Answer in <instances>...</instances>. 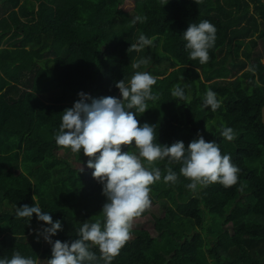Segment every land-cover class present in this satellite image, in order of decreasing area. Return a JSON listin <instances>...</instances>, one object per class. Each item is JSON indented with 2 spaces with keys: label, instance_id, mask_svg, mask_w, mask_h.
Segmentation results:
<instances>
[{
  "label": "trees",
  "instance_id": "1",
  "mask_svg": "<svg viewBox=\"0 0 264 264\" xmlns=\"http://www.w3.org/2000/svg\"><path fill=\"white\" fill-rule=\"evenodd\" d=\"M137 15L146 22L133 24ZM202 20L217 29L205 64L189 59L183 39ZM141 34L153 44L128 51ZM262 40V0H0V258H51L52 245L36 236L49 225L15 215L24 204L61 222L53 241L71 242L83 223L102 220L106 197L88 158L59 147L55 135L78 93L121 98L115 84L150 68L159 99L136 113L140 125L155 126L161 145L187 147L200 135L215 141L239 168L238 181L192 192L180 165L157 162L161 180L150 194L163 214L148 209L135 219L151 218L154 234L132 228L111 264H264ZM141 58L148 64L133 69ZM176 85L188 101L171 95ZM209 89L221 103L216 111L202 107ZM222 126L234 140L221 136ZM167 167L177 173L174 184L163 180Z\"/></svg>",
  "mask_w": 264,
  "mask_h": 264
},
{
  "label": "clouds",
  "instance_id": "2",
  "mask_svg": "<svg viewBox=\"0 0 264 264\" xmlns=\"http://www.w3.org/2000/svg\"><path fill=\"white\" fill-rule=\"evenodd\" d=\"M168 2L160 0L163 6ZM146 19L137 15L131 22L143 23ZM216 31L208 20L189 24L183 34L189 59H198L200 64L209 61V49L215 44ZM152 44V39L141 34L138 43L132 44L128 51H140ZM149 59L141 58L131 66L139 69L148 64ZM156 82L157 78L148 71H135L127 83L121 80L115 84L121 98H92L80 92L73 107L64 110L55 142L74 154L83 152L88 158L87 167L94 169L93 178L102 185L106 202L100 213L102 220L83 223L78 230V238L71 242L51 239L63 230L62 224L59 220L53 222L52 216L42 212L38 205L24 204L16 208L17 218L31 220L35 214L38 221L49 225L36 230L37 240L42 236L52 245L47 264H99L100 261L111 264L132 238L135 219L151 207L150 186L161 180V171L155 166L157 162L180 165V175L190 181L185 187L192 192L216 183L225 188L237 183L239 168L231 162L229 154H221L215 141L206 142L200 135L187 147L182 141L170 146L161 145L155 142V126L147 122L140 125L136 113L143 114L148 110L146 101L159 99L158 95L152 93ZM171 95L186 101L190 99L180 85L174 86ZM202 107H210L212 111L221 107L216 93L211 89L206 91ZM221 136L228 141L235 139L234 130L230 127L222 126ZM125 148L129 150L124 151ZM83 170L80 167V172ZM177 179V173L167 167L164 182L174 184ZM93 247L99 249V256L91 250ZM0 264H37V261L14 252L11 258H0Z\"/></svg>",
  "mask_w": 264,
  "mask_h": 264
},
{
  "label": "rangeland",
  "instance_id": "3",
  "mask_svg": "<svg viewBox=\"0 0 264 264\" xmlns=\"http://www.w3.org/2000/svg\"><path fill=\"white\" fill-rule=\"evenodd\" d=\"M133 5H127L125 7V10L129 11V12H132L133 10ZM261 53H262V60L264 62V40L261 41ZM149 72V71H148ZM154 75V74H153ZM68 157V155H66ZM71 159V158H69ZM245 188V184H243V188ZM150 199H151V207L149 208L150 212L155 214V215H159V216H162L163 212L161 210V207L159 206L158 203L154 202L152 200V196L150 194ZM133 229H143V230H148L150 231L151 233L154 234V230H153V223L151 221V218L149 217H146L144 219H141V220H135L134 221V224H133ZM24 233H27V232H24Z\"/></svg>",
  "mask_w": 264,
  "mask_h": 264
},
{
  "label": "water",
  "instance_id": "4",
  "mask_svg": "<svg viewBox=\"0 0 264 264\" xmlns=\"http://www.w3.org/2000/svg\"><path fill=\"white\" fill-rule=\"evenodd\" d=\"M262 2L264 3V0H262ZM149 70H150V68H147L145 71H149ZM262 122L264 124V107L262 109Z\"/></svg>",
  "mask_w": 264,
  "mask_h": 264
}]
</instances>
